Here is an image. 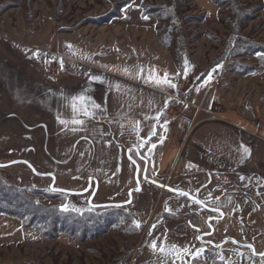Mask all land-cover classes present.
<instances>
[{
	"label": "rangeland",
	"instance_id": "rangeland-1",
	"mask_svg": "<svg viewBox=\"0 0 264 264\" xmlns=\"http://www.w3.org/2000/svg\"><path fill=\"white\" fill-rule=\"evenodd\" d=\"M57 1L0 0V164L6 165L0 167V180L20 188L37 189L38 193L31 196L44 207L59 210L61 203L67 202L83 212L97 215L117 209L112 217L115 223L101 235L78 241L58 231H54L52 238L44 237L31 227H23L18 218L6 215L18 220L20 233L15 239L0 241V264H157L161 257L147 244L157 237L165 240V233L167 244L188 246L193 251L204 247L202 264H213V261L221 264L217 253L223 254L226 260L231 258L234 264H259V257L247 258L250 250L245 245L251 244L257 252H264V186L257 180L260 178L264 183V141L254 145L256 163L250 161L247 169L234 174L207 176L200 188L188 192L205 201V207H201L187 197L161 191L142 177L144 163L133 148L137 149L136 142L121 134V128L107 112L106 118L87 119L82 130L72 132L71 123L65 128L58 123L57 116L70 122L73 114L61 93L78 94L89 87L90 75L101 74L86 68L94 66L88 65L94 63L89 60L90 55L82 54L72 38L60 31L102 26L93 24L91 19L106 13L115 0H63L56 15ZM179 1L150 0L152 5L172 8L173 21L162 20L157 13L155 26L172 21L175 31L169 34L172 46L166 48L172 56L175 47L180 51L181 71L185 59L190 65L187 77L181 75L177 82L178 86L183 85V97L169 104V107L175 106L170 112L187 104L189 92H197L198 96L203 89L214 85L219 91L218 104L243 111L251 121L255 119L264 127V64L260 65L257 54L230 57L251 42L264 45V30L259 23L262 12L253 19L246 18L240 25L243 41H231L228 38L229 22L233 18L230 4L224 2L219 6L210 0H185L183 4ZM222 1L240 2L248 7L257 3V0ZM152 39L155 43L154 37ZM69 44L75 55L66 47ZM37 51L39 58L33 55ZM57 52L66 56L63 68L55 62L60 57ZM106 54L108 49L100 53ZM220 56L226 59L212 64ZM46 59L51 62L45 63ZM232 62L259 65L260 73L246 76L233 73L238 65ZM217 65L220 67L205 84L207 74ZM205 70H208L205 78L198 82L197 77ZM90 87L93 90L89 94L106 107L104 83ZM195 87L199 90L194 91ZM16 160L28 164L11 163ZM29 164L40 175L35 174ZM135 164L141 170L139 192L134 190L137 187ZM47 174L55 176V187L74 192L88 190L67 197L51 192L49 186L53 185V179ZM241 176L245 180L241 181ZM145 177L152 179L147 168ZM89 178H92L90 183ZM129 199L131 203L111 206ZM89 200L93 206L91 212L87 210ZM165 202L174 214L164 211ZM219 212L223 213L222 217ZM133 220L140 222L139 229L134 228ZM153 224L156 228L149 236ZM197 236L202 240H197ZM232 240L238 243L233 244ZM214 245L221 247L217 249ZM236 252L245 255L236 256ZM171 260L169 258V264Z\"/></svg>",
	"mask_w": 264,
	"mask_h": 264
},
{
	"label": "crops",
	"instance_id": "crops-1",
	"mask_svg": "<svg viewBox=\"0 0 264 264\" xmlns=\"http://www.w3.org/2000/svg\"><path fill=\"white\" fill-rule=\"evenodd\" d=\"M262 2L264 5V0ZM140 3L141 0H135L133 7L124 6L120 18L102 26L91 29L83 27L64 33L72 38L82 54L90 55L89 60L94 63L88 65L94 66L86 68L104 76L107 113L121 128V134L132 137L137 145L134 122L141 121L139 135L146 138L155 121L146 120L145 117H154L163 108L165 100L169 101V107L173 100L183 97L182 84L178 89L161 91L145 82V76L153 69L160 77L167 72L174 77L173 82L176 84L178 77L172 54L158 42L156 19L150 15L148 20L142 19ZM137 38H141V41ZM105 49H108V54L100 55ZM57 54L62 60L66 58L65 55ZM96 63L104 66H97ZM123 69L129 72L125 73ZM140 69H143V73L138 76ZM109 82L119 83L122 87L119 91L109 89ZM217 98L219 91L213 85L203 89L198 96L197 92H189L187 104L176 108L173 113L170 111L175 106L164 110L160 123L168 121L167 131L163 127L157 128L158 134L163 133L166 137L164 142L157 143L152 152L147 151L148 145L139 149V155L146 160L150 178L171 185L174 189L194 192L206 182L204 179L207 176L234 174L247 169L250 161L256 163L253 158L254 145L260 140L264 141V127L255 119L251 121L243 111L218 104ZM156 141L157 137H153L152 142ZM240 144L251 150L250 157L243 162H240V153L237 151ZM133 148L137 154L138 148ZM189 164L195 167H189ZM19 233L18 220L0 214V241L15 239Z\"/></svg>",
	"mask_w": 264,
	"mask_h": 264
},
{
	"label": "trees",
	"instance_id": "trees-1",
	"mask_svg": "<svg viewBox=\"0 0 264 264\" xmlns=\"http://www.w3.org/2000/svg\"><path fill=\"white\" fill-rule=\"evenodd\" d=\"M214 4L222 6L225 3L230 4L229 10L231 11L233 18L229 22V40H238L243 41L242 36L239 34L240 25L244 24V20L253 19L257 14L264 10V5L262 0H257V3L253 7H248L243 5L240 2H230L222 0H210ZM131 0H115L113 7L106 11V13L92 18L91 20L95 25H104L109 23L113 19H118L121 16V9L128 5ZM180 3H185V0H180ZM225 2V3H224ZM235 3V4H234ZM63 0H58L55 13L59 12ZM141 12L144 14L155 17L159 13V18L164 20L165 18L172 19L171 7L165 6H155L152 5L150 0H143L141 5ZM167 8L170 11L165 12L164 9ZM253 9V11H252ZM175 11V10H174ZM201 17V15H200ZM187 18V17H186ZM173 21V19H172ZM172 21L162 22L160 26H155V31L158 36V40L161 45L165 47H171V41H169V34L174 31L172 27ZM259 23H261L262 30L264 24V15L259 17ZM73 31V30H72ZM60 32L69 33V30H61ZM228 40V41H229ZM227 41V40H226ZM176 46V44H175ZM232 49L235 48L234 45H231ZM180 51L176 47L173 49L174 65L178 70H181L179 58ZM257 53L264 54V45H260L257 42H251L249 45L240 47V52L235 55L230 56L228 53L227 56L230 57H242V56H252ZM225 54V53H224ZM225 55V56H226ZM220 56L212 64H216L222 60H225L226 57ZM260 65H263L264 62L259 61ZM233 65H238L237 69L233 73H238L241 76H246L249 74H258L260 73L259 65H242L236 62H232ZM213 66V65H212ZM208 70H205L200 76V79L207 74ZM178 79L180 76H177ZM199 79V80H200ZM138 158L142 157L137 155ZM145 159H142V162L145 164ZM159 182V181H158ZM162 183V182H160ZM37 189H26L20 188L18 186L7 184L0 180V214L13 216L18 218L22 222L23 227H31L37 230L42 236L47 238L54 237V231H58L61 234H66L68 236L74 237L78 241H83L86 238H93L95 236L103 234L106 230L113 228L115 223L114 214H116L117 209H112L106 214L97 215L94 213L83 212L82 215L76 213H61L55 207H44L36 203L31 195L37 194ZM122 264V263H120ZM196 264H202L199 259ZM220 264V263H216Z\"/></svg>",
	"mask_w": 264,
	"mask_h": 264
},
{
	"label": "snow or ice",
	"instance_id": "snow-or-ice-1",
	"mask_svg": "<svg viewBox=\"0 0 264 264\" xmlns=\"http://www.w3.org/2000/svg\"><path fill=\"white\" fill-rule=\"evenodd\" d=\"M143 4V0H141V5ZM133 5H135V0H131V2L127 5V8H131L133 7ZM127 9H125L126 11ZM164 11L167 13L170 10L165 8ZM126 18V17H125ZM141 18L144 20H148L149 16L147 14H144L142 12ZM175 23V21H174ZM66 47L69 49V51L71 52L72 55H75L76 53L72 51V45H66ZM118 51V49H117ZM34 56H36L37 58H39V51L33 53ZM257 57L261 60V62H264V54L262 53H257ZM82 59H89V57L87 56H81ZM51 61L49 60H45V63H50ZM61 64V68H63V60L61 59L60 61ZM220 67V65H217L215 68H213L211 70V72H209L207 74L208 79L204 80V83H208L209 80L212 77V73H214L217 68ZM190 70V65L187 61V59L184 60V64H183V69L178 70L176 73V76H181L183 75L184 77H187V74ZM123 71L125 73L129 72L128 69H123ZM143 73V69H140V72L137 73V75H141ZM174 77H171L167 72L164 73L163 77H160L159 75L156 74L155 70H151L146 76H145V82L150 84L153 87H157L159 88L161 91H166L167 89H178V84L173 82ZM197 79H200V77H197ZM88 83H89V87H85L83 89H81V91L78 94H73L71 96L65 95L63 92L61 93L62 96H64V99L68 102V106L71 108L72 114H73V118L71 119V121H67L65 119L60 118V116H57V120L58 123H60L61 125H64L65 128L68 127L69 123H71V125H73V127L71 128L72 132H76L79 130L84 129L85 125H86V121L87 119H95L97 116H102L105 117V114L107 112V109L105 107L104 104H101L99 102H97L94 97H92L89 93L93 90L90 86L94 83H100L103 84L105 83V78L99 75H95L92 76L90 75L88 77ZM108 87L109 89H115L116 91H119L121 89V85L119 83L116 84H112L111 82L108 83ZM199 89H197L198 91ZM106 97H105V104H106ZM168 103L169 101L165 100L164 101V106L163 108H161L154 117H148L146 116L145 119L146 120H154L155 123L151 124V130L148 133V136L146 138H142L139 133L141 132L142 128H141V121H135L133 124V129L136 132L137 135V141H138V145H137V155H139V149L140 148H144L146 145H148L147 147V151L148 152H152L156 147H157V143L162 144L164 142V139L166 138L163 133H159L157 132V128L158 127H163L164 131H167L166 125L168 123V121H164L163 124L160 123L161 117L163 115L164 110L168 107ZM124 117H120V119H123ZM121 127H123V125H121ZM153 137H157V141L156 142H152V138ZM130 152L132 151L131 149L129 150ZM237 151L240 153V162H243L245 159L249 158L251 155V150L249 147H247L244 144H240L239 148L237 149ZM129 159L131 160L132 157L129 156ZM134 162V161H133ZM13 163H17V161H13ZM23 163H27L26 161ZM6 165H2L0 164V167H5ZM30 168L32 167L31 164L28 165ZM189 167H195V165L189 164ZM33 171L35 172V169H33ZM117 171H119V169H117ZM140 168H137V187L135 189L136 192H139L140 189V180H139V173H140ZM146 171V169L144 170ZM51 175V174H49ZM76 178V177H74ZM53 179V185L49 186V190L51 192H59L61 194H63L64 197H67L69 195H73L76 193H72L69 190L66 189H62V188H58L55 187V176H52ZM145 179H147V177H145ZM241 181L245 180L244 176L240 177ZM258 183H261L262 186H264V183L261 182L260 178H257ZM153 183H155V181H152ZM162 186V185H161ZM85 191H87V189H85ZM169 192H175L176 195L178 197H187L188 200L192 201L195 205L204 207L205 205V201L200 200V199H196L194 198L193 195H191L188 192H184L181 191L179 188L176 189H172V188H168ZM92 195H94V193H92ZM132 193H129V197H131ZM209 196H211V193L209 194ZM218 199V198H217ZM230 200V198H229ZM89 203V208L87 209L89 212H91L93 210V206L91 204V200L88 201ZM127 203H131V199H129L127 201ZM183 206V205H182ZM116 207H120V205H116ZM213 211H217L218 209H212ZM59 211L61 213H77L82 215L83 214V210L79 209L77 207H75L74 205H71L67 202H62L60 207H59ZM164 211L169 213V214H174L172 213V210L168 208L167 206V202H165V208ZM220 215L222 216L223 213H220ZM191 224V222H189ZM132 224L134 226L135 229H139L141 227L140 222L133 220ZM195 228V225H192ZM209 227H211V225H209ZM156 228V224H153L148 232L149 236H152V230ZM196 231H200L199 228H196ZM211 233H206V235H210ZM197 240H202L201 236H197L196 237ZM228 241H225V243H227ZM231 243L233 244H237L238 242L236 240H232ZM147 246L150 248V250L154 253V254H159V256L161 257L160 260H158L157 264H169V258H172L171 260V264H176V261L179 260L180 264H196V262L199 261V259L205 254V248L201 247L198 249H195V251L192 250L191 247L185 246L183 248H181L180 246L176 245V244H167L166 242V233H165V240L160 241L159 238H153L151 240L150 243L147 244ZM215 248L219 249L221 247V245H214ZM245 247H247L250 250V255L247 257L248 259H252L253 257H259V264H264V252H257L256 249L251 245H245ZM217 255L219 256V261L221 262V264H234V261L231 258H228L226 260L225 256L223 254L217 253ZM236 256H241L243 257L245 254L243 252H236L235 253ZM189 258V259H185V258ZM213 264H216L215 261H213Z\"/></svg>",
	"mask_w": 264,
	"mask_h": 264
},
{
	"label": "water",
	"instance_id": "water-1",
	"mask_svg": "<svg viewBox=\"0 0 264 264\" xmlns=\"http://www.w3.org/2000/svg\"><path fill=\"white\" fill-rule=\"evenodd\" d=\"M17 162H25L24 160H16ZM11 163H13V162H11ZM25 164H28V163H25ZM136 165V176H137V168H138V165L137 164H135ZM147 168V164H146V161H145V165H144V167H143V171H142V177L145 179V173H146V171H144L145 169ZM32 169V171H33V168H31ZM34 172V171H33ZM35 174H37V175H40V173H38L37 171H35L34 172ZM48 176H52V175H49V174H47ZM92 180V178H89L88 179V182L90 183V181ZM149 183H151L152 185H154V186H156V187H158V188H160V189H162V190H165V191H168V188H171L170 186H168V185H166V184H164V183H160V182H158V181H156V180H154V179H146ZM152 181H155V183H153ZM162 185V186H161ZM136 189V188H135ZM134 189V190H135ZM172 189H174V188H172ZM88 190V189H87ZM70 192H72V193H77V194H79V193H85L86 191H84V192H74V191H70ZM173 193H175V192H173ZM92 197V196H91ZM195 198V197H194ZM197 199V198H196ZM124 204H127V202H125V203H113L111 206H116V205H124ZM205 207V206H204ZM206 209H208V210H211V211H213L212 209H209L208 207L206 208ZM218 211V210H217ZM220 213V212H219ZM222 217V216H221ZM220 218V217H219ZM212 231V230H211Z\"/></svg>",
	"mask_w": 264,
	"mask_h": 264
},
{
	"label": "built area",
	"instance_id": "built-area-1",
	"mask_svg": "<svg viewBox=\"0 0 264 264\" xmlns=\"http://www.w3.org/2000/svg\"><path fill=\"white\" fill-rule=\"evenodd\" d=\"M60 60H61V58L60 57H57L56 59H55V62L58 64V63H60ZM198 89V87H195L194 88V91H196Z\"/></svg>",
	"mask_w": 264,
	"mask_h": 264
},
{
	"label": "flooded vegetation",
	"instance_id": "flooded-vegetation-1",
	"mask_svg": "<svg viewBox=\"0 0 264 264\" xmlns=\"http://www.w3.org/2000/svg\"><path fill=\"white\" fill-rule=\"evenodd\" d=\"M216 218H218V217H216ZM216 218H215V219H216Z\"/></svg>",
	"mask_w": 264,
	"mask_h": 264
}]
</instances>
